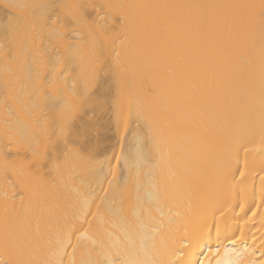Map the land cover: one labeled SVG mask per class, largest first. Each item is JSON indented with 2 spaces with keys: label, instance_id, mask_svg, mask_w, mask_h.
<instances>
[{
  "label": "bare ground",
  "instance_id": "obj_1",
  "mask_svg": "<svg viewBox=\"0 0 264 264\" xmlns=\"http://www.w3.org/2000/svg\"><path fill=\"white\" fill-rule=\"evenodd\" d=\"M0 5V264H264V0Z\"/></svg>",
  "mask_w": 264,
  "mask_h": 264
},
{
  "label": "rangeland",
  "instance_id": "obj_2",
  "mask_svg": "<svg viewBox=\"0 0 264 264\" xmlns=\"http://www.w3.org/2000/svg\"><path fill=\"white\" fill-rule=\"evenodd\" d=\"M0 13H2L3 15L5 14V15H8L9 16V14H8V11H6L1 5H0ZM108 86V88L109 89H114V86H115V81L114 80H112V81H110L109 82V84L107 85ZM106 111H104V113H105ZM104 113H102V116H105L104 115ZM107 117H108V119L110 118L109 116H108V114L106 115V117L105 118H103V120L105 119H107ZM100 121H101V119H100ZM110 121V120H109Z\"/></svg>",
  "mask_w": 264,
  "mask_h": 264
}]
</instances>
